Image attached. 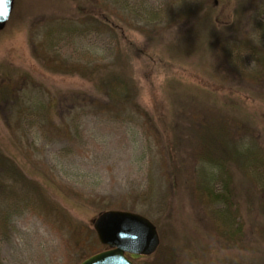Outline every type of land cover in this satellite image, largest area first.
Segmentation results:
<instances>
[{"label": "rangeland", "instance_id": "rangeland-1", "mask_svg": "<svg viewBox=\"0 0 264 264\" xmlns=\"http://www.w3.org/2000/svg\"><path fill=\"white\" fill-rule=\"evenodd\" d=\"M123 2L138 15L184 3ZM259 3L217 0L216 18L227 28L236 13L241 42ZM89 5V0H13L0 31V163L7 162L38 188L29 202L22 192V199H8L0 189V264H80L105 250L92 228L93 219L105 211L135 213L156 227V255L146 260L130 257L134 264H264L258 230L264 221V192L248 175L234 172L237 221L244 228L236 245L228 247L216 235L215 219L194 194L192 153L197 131L207 122L198 120L194 109L204 110L213 100L246 119L254 133L246 141L264 152V93L253 94L246 83L230 87L213 80L209 53L190 56L192 46L180 42L185 25L147 36L132 27L128 11L125 18L118 9L112 17L117 39L121 33L155 58L160 56L167 67L148 80L141 74L142 61H132L127 69L137 87V104L153 127L130 106L131 114H118L119 105H112L111 113L100 112L95 103L102 94L90 79L48 66V60L79 68L114 62L120 42L79 13L78 6ZM257 15L264 38V10ZM240 64L247 71L254 67L246 55ZM7 180L6 186L11 183Z\"/></svg>", "mask_w": 264, "mask_h": 264}, {"label": "trees", "instance_id": "trees-1", "mask_svg": "<svg viewBox=\"0 0 264 264\" xmlns=\"http://www.w3.org/2000/svg\"><path fill=\"white\" fill-rule=\"evenodd\" d=\"M89 2L90 5L87 7L78 6L79 13L85 15L86 20L91 21L96 27L109 33L115 39H117L116 31L118 30L113 25L112 17L114 14H118L116 13L118 9L124 13L122 17H125L126 11H128L130 16L127 17L130 19L132 27L137 26L135 30L147 36L150 34L161 36L171 32L173 27L178 26L177 28H179L185 25L178 38L180 42L183 41L185 44L191 45L192 49H188L186 46L183 48L185 51L188 49L189 55L194 57L206 51L209 53L214 63L207 65L209 66L208 70L216 73L213 80L224 84L223 86L230 87L234 84L237 85V82L246 83L254 92L253 94L264 93V38L257 15L258 12L264 10V0H260L257 8L254 9L253 17L251 14L249 15L246 34L241 42H237L238 29L240 28L242 31V26L238 24L239 17H236V13H234L231 24L227 25V28H223L216 18L220 13L216 9L217 0H211L209 5L202 4L203 2L193 4L191 0H183L184 3H175L169 11L167 8L170 7V4L165 10H159L160 12L143 11L144 15H138L137 12L129 9L128 3H124L123 0H89ZM122 21L124 24L127 23L124 18ZM204 29L208 30L206 37L203 35ZM228 33L231 35L229 36ZM118 37L120 45L117 43V56L114 62L109 65L101 64L92 68H79L68 67L63 63L55 64L52 60H48L50 63L48 66L53 71L66 74L77 73L86 80L90 79L99 89L98 94H102L95 103V108L100 112L111 113L112 105H119L118 114H131L127 112L128 106L131 110L141 113L136 101L138 92L135 81L127 74L128 65L132 61H142L141 74L148 80L153 74L165 68L166 62L160 56L155 58V53L149 49L136 46L121 33ZM239 47L242 48L238 50ZM244 55L249 57L254 65L251 71L245 70V67L240 64ZM221 72L226 74L223 76ZM246 72H251V74ZM14 97L18 99L19 95L14 93ZM220 107V103H214L213 100L206 109L195 108L193 112L196 113L195 117L198 120L205 118L207 121L201 127L202 132L197 131L198 136L193 141V148L191 147L195 159L193 175L197 181L194 194L208 209L210 216L215 219L214 228L217 237L228 247H231L236 245L244 228V223L237 221L239 213L234 196V172L248 175L254 187L259 192H264V152L260 154L251 145L253 143L246 141L248 137L254 135L253 129L245 121L246 119L225 109L223 104L222 109ZM39 111L40 108L35 109V112ZM141 118L146 124L153 127V123L145 111ZM166 150L168 151V149ZM0 171H2L1 176H4L2 183L0 181V189L4 191L3 193L8 199L17 196L22 199V194L19 195V192H22L27 196L29 202V196L33 195L34 197L35 193H38L35 184L26 181L21 173L7 162L0 163ZM5 178L12 180L8 186H6ZM14 202L16 201L14 200ZM261 216L264 219V199L261 204ZM258 228L264 241V221L259 224Z\"/></svg>", "mask_w": 264, "mask_h": 264}, {"label": "water", "instance_id": "water-1", "mask_svg": "<svg viewBox=\"0 0 264 264\" xmlns=\"http://www.w3.org/2000/svg\"><path fill=\"white\" fill-rule=\"evenodd\" d=\"M13 0H0V31L10 17ZM92 228L105 248L80 264H134L130 257H149L159 246L156 227L145 217L126 211H105L92 221Z\"/></svg>", "mask_w": 264, "mask_h": 264}]
</instances>
